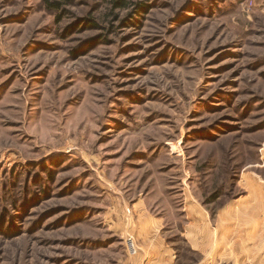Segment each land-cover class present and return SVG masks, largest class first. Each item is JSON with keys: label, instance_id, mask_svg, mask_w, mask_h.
Segmentation results:
<instances>
[{"label": "rangeland", "instance_id": "obj_1", "mask_svg": "<svg viewBox=\"0 0 264 264\" xmlns=\"http://www.w3.org/2000/svg\"><path fill=\"white\" fill-rule=\"evenodd\" d=\"M129 1L0 0V264H139L138 201L177 264H264V0Z\"/></svg>", "mask_w": 264, "mask_h": 264}, {"label": "crops", "instance_id": "obj_2", "mask_svg": "<svg viewBox=\"0 0 264 264\" xmlns=\"http://www.w3.org/2000/svg\"><path fill=\"white\" fill-rule=\"evenodd\" d=\"M246 176L249 178L247 189L251 191V199L253 200L252 197L255 195L254 199L261 208L243 209L241 216L247 217L246 222L251 226L253 232L257 233L263 230L262 240H264V228H260L264 225V183H261L258 178L250 174ZM189 208L190 211L186 213L188 224L185 229H189L193 233L194 240L197 243L210 238L213 233L210 230L212 226L209 224L210 220L207 214L193 204ZM231 215L237 216L236 213H230L229 218L232 217ZM132 218L134 219V237L136 236L140 249L139 264H177L179 262L175 249L169 244L165 236L166 222L164 217L155 216L148 210L143 201H138L133 206ZM229 220L233 221V218ZM213 229L218 231V227H213ZM221 229L220 224L219 231ZM193 247L196 248L194 244Z\"/></svg>", "mask_w": 264, "mask_h": 264}, {"label": "trees", "instance_id": "obj_3", "mask_svg": "<svg viewBox=\"0 0 264 264\" xmlns=\"http://www.w3.org/2000/svg\"><path fill=\"white\" fill-rule=\"evenodd\" d=\"M43 2L45 3V5L47 6L49 10L60 11V9L63 6H67L71 4L73 0H43ZM129 3H130L129 0H115L113 5L115 8H118V9H127L129 8ZM138 8H141V6L139 5Z\"/></svg>", "mask_w": 264, "mask_h": 264}, {"label": "built area", "instance_id": "obj_4", "mask_svg": "<svg viewBox=\"0 0 264 264\" xmlns=\"http://www.w3.org/2000/svg\"><path fill=\"white\" fill-rule=\"evenodd\" d=\"M251 5L250 6H254V3L253 1H251L250 3ZM128 247H129V251L133 254L137 253L138 251V246L137 244L135 243V240L133 238H130L129 241H128Z\"/></svg>", "mask_w": 264, "mask_h": 264}]
</instances>
